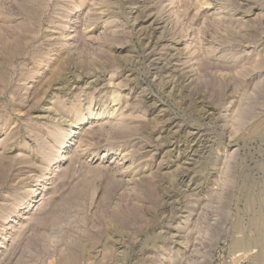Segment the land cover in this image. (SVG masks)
<instances>
[{"label": "rangeland", "instance_id": "374dc122", "mask_svg": "<svg viewBox=\"0 0 264 264\" xmlns=\"http://www.w3.org/2000/svg\"><path fill=\"white\" fill-rule=\"evenodd\" d=\"M0 264H264V0H0Z\"/></svg>", "mask_w": 264, "mask_h": 264}, {"label": "bare ground", "instance_id": "6f19581e", "mask_svg": "<svg viewBox=\"0 0 264 264\" xmlns=\"http://www.w3.org/2000/svg\"><path fill=\"white\" fill-rule=\"evenodd\" d=\"M93 115V114H92ZM91 116L86 117V119L90 118ZM78 126H74L73 130H72V135L74 136L76 133H78ZM30 205V204H29Z\"/></svg>", "mask_w": 264, "mask_h": 264}]
</instances>
